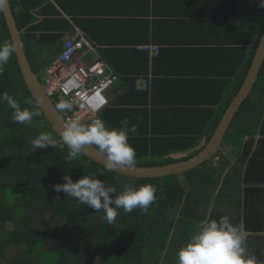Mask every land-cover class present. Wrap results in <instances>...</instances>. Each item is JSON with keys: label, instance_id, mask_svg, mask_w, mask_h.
<instances>
[{"label": "trees", "instance_id": "1", "mask_svg": "<svg viewBox=\"0 0 264 264\" xmlns=\"http://www.w3.org/2000/svg\"><path fill=\"white\" fill-rule=\"evenodd\" d=\"M43 1L10 0L17 26L22 32L28 59L41 80L44 71L58 58V55L51 57L38 65L27 40L26 33L35 29L31 11ZM262 3L264 0L255 2L256 14L262 18V28L259 35L251 41L252 49L246 54L244 70L236 77L227 101L207 132L208 141L242 87L263 35ZM5 41L12 43L3 11H0V44ZM101 54L103 60L113 69L116 66L113 49L102 50ZM121 76L126 88L135 90L134 74L126 71ZM4 94L12 97L22 109L37 110L40 115L34 117L31 123H17L12 119L14 110L6 101L0 100L1 264H178V251L185 246L191 234L201 228V222L205 220L206 212L202 206L206 202L207 189L217 187L220 183L217 170L212 168L215 164L213 160L183 174L187 183L184 186L176 175L136 179L107 171L104 166L89 160L84 154L69 159V149L49 125L29 92L15 52L0 71V96ZM248 104L249 119L239 121L240 125L237 126L236 123ZM59 111L64 118L69 114L68 110ZM118 115L120 111L115 110L111 101V105L99 117L109 128H118ZM255 128L264 135V66L253 92L245 101L228 133L231 137H237L240 144ZM41 133L49 134L55 140V145L35 148L32 141ZM156 136L151 135L148 126L144 130L129 134V143L136 151L135 166L171 164L189 159L202 149L201 137H197L196 133L183 139H162L159 135ZM188 151V155L179 159L170 156ZM65 175H70L74 182L84 175H94L103 180L106 186L115 187V195L123 192L128 185L139 188L141 185L153 184L158 188L157 199L149 206L147 213L139 208L132 212H124L121 208L115 220L109 223L103 211L96 212L67 194L54 190V185L66 183L63 180ZM10 224L13 226L11 230L8 228ZM176 227L183 231L185 238H182L180 246L172 243L169 247L173 235L176 237ZM14 246L18 247L17 251L9 253Z\"/></svg>", "mask_w": 264, "mask_h": 264}, {"label": "crops", "instance_id": "2", "mask_svg": "<svg viewBox=\"0 0 264 264\" xmlns=\"http://www.w3.org/2000/svg\"><path fill=\"white\" fill-rule=\"evenodd\" d=\"M256 1L44 0L31 11L35 29L26 34L38 65L59 55L77 29L98 45L101 57L102 50L113 49V72L120 81L110 96L120 111L119 127L127 117L129 127L138 132L148 126L162 139L196 133L203 148L262 28ZM92 59L89 53L82 60ZM57 68L70 70L55 61L47 80L55 81ZM126 71L136 77L135 90L123 82ZM144 77L151 78L149 91L137 88ZM257 130L240 144L233 135L225 139L212 165L220 183L207 189L202 207L205 220L227 216L233 224L243 222L248 251L264 261V135Z\"/></svg>", "mask_w": 264, "mask_h": 264}, {"label": "clouds", "instance_id": "3", "mask_svg": "<svg viewBox=\"0 0 264 264\" xmlns=\"http://www.w3.org/2000/svg\"><path fill=\"white\" fill-rule=\"evenodd\" d=\"M6 2L7 0H0V11L5 9ZM261 7H264V3L261 4ZM92 42L98 48V45L94 41ZM144 48L149 49L151 47ZM16 50L14 43L5 41L0 44V71ZM158 53L156 52V54ZM54 64L55 62L51 66ZM48 68L47 71H44L46 81L43 82L47 86V91L49 87L47 82ZM0 100L6 101L14 110L12 119L17 123H31L34 117L40 115L37 110L22 109L7 94L0 96ZM57 107L60 110L69 111L72 104L71 102H60ZM136 132L137 127L135 125L129 127L127 117L120 122V127L109 128L106 122L99 117L85 124L79 116H76L66 123L61 133V140L69 149V159H75L83 155L86 148L94 147L105 157V169L114 171L134 166L136 151L129 143V134ZM55 143V140L47 133H41L32 141V145L37 149L54 146ZM63 180L66 183L53 186L56 192L67 194L68 197L91 207L96 212L103 211L104 217L109 223L115 220L119 209L122 208L124 212H132L139 208L147 213L149 206L157 199L158 188L153 184L141 185L139 188L128 185L123 192L115 195V187L106 186L103 180L94 175H84L75 182L70 175H65ZM246 240L247 233L243 222L233 224L227 216L221 217L219 220L206 219L202 222L201 228L192 234L186 245L178 251L177 261L178 264H264V261H260L255 254L248 251Z\"/></svg>", "mask_w": 264, "mask_h": 264}, {"label": "water", "instance_id": "4", "mask_svg": "<svg viewBox=\"0 0 264 264\" xmlns=\"http://www.w3.org/2000/svg\"><path fill=\"white\" fill-rule=\"evenodd\" d=\"M3 14L10 33L11 41L16 45L15 55L21 74L28 87L32 97L40 107L45 119L49 125L61 138V133L65 128L66 120L60 113L57 105L60 102H69L65 96L59 95L58 100L50 98L47 94V86L41 81L39 75L33 70L28 59L27 51L23 42L22 32L19 30L16 19L11 8L10 0H7ZM264 66V32L261 36L253 60L247 72L242 87L232 99L227 110L225 111L220 123L208 143L193 157L180 160L171 164L162 166H132L124 167L113 172L120 175L136 179H156L167 176H180L189 171L196 169L208 161H215L222 147L226 136L234 123L237 115L243 107L245 101L249 98L258 81L260 72ZM60 101V102H59ZM74 111L72 106L71 110ZM84 155L91 161L104 166L105 157L94 147L86 148ZM105 167V166H104Z\"/></svg>", "mask_w": 264, "mask_h": 264}, {"label": "built area", "instance_id": "5", "mask_svg": "<svg viewBox=\"0 0 264 264\" xmlns=\"http://www.w3.org/2000/svg\"><path fill=\"white\" fill-rule=\"evenodd\" d=\"M156 52H159L158 49ZM89 53L93 54L95 59L83 62V57ZM57 64L69 66L70 70L60 73L61 69L57 68V71L52 73L57 74L55 81H47L49 85L47 92L51 98L61 94L71 102L74 111L67 114L66 122L79 116L86 124L89 120L99 117V114L111 104L110 95L120 80L111 66L101 58L96 45L77 29L65 39ZM151 85L150 77L137 81V88L140 91H149Z\"/></svg>", "mask_w": 264, "mask_h": 264}, {"label": "rangeland", "instance_id": "6", "mask_svg": "<svg viewBox=\"0 0 264 264\" xmlns=\"http://www.w3.org/2000/svg\"><path fill=\"white\" fill-rule=\"evenodd\" d=\"M46 81V79H44V77L42 78V82ZM252 101V100H251ZM250 104L246 105V109L244 110V113L243 115L241 116V119L238 120V122L236 123L237 126L240 125V122L239 121H243V120H248L249 119V116H250V107H249ZM236 126V127H237ZM233 133V132H232ZM229 135H227V138H226V141H228L230 138H231V134L228 133ZM2 137V133L0 132V139ZM181 158V157H179ZM179 158H176V159H179ZM185 177V176H184ZM184 177L182 175L179 176L180 178V181L182 182V184L184 186H187V183H186V179H184ZM179 218V217H178ZM8 228L11 230L13 228L12 224H10L8 226ZM174 234L176 235V237L173 235V238H171L170 242H169V247L171 246L170 244L173 243V245H176V246H180L179 244L182 243L181 240L182 238L184 237L185 238V235L183 234V231H181V229L177 228L174 230ZM187 239V238H186ZM186 239H184L183 242L186 241ZM186 245V243L184 244ZM18 249L17 246H14L10 249L9 253L13 254L14 252H16ZM181 249V248H180ZM2 262V258L0 257V264Z\"/></svg>", "mask_w": 264, "mask_h": 264}]
</instances>
